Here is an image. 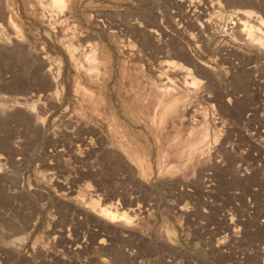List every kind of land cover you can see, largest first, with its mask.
I'll return each mask as SVG.
<instances>
[{
	"label": "rangeland",
	"instance_id": "1",
	"mask_svg": "<svg viewBox=\"0 0 264 264\" xmlns=\"http://www.w3.org/2000/svg\"><path fill=\"white\" fill-rule=\"evenodd\" d=\"M59 5L0 0V264H264V27L238 12L264 0ZM64 33L101 46L108 87L62 62Z\"/></svg>",
	"mask_w": 264,
	"mask_h": 264
},
{
	"label": "bare ground",
	"instance_id": "2",
	"mask_svg": "<svg viewBox=\"0 0 264 264\" xmlns=\"http://www.w3.org/2000/svg\"><path fill=\"white\" fill-rule=\"evenodd\" d=\"M54 1V4H57V5H59V6H61V5H64V6H69L70 4H71V2L73 1V0H53ZM41 2V1H40ZM42 3V2H41ZM42 5V4H41ZM43 5H44V3H43ZM61 7H63V6H61ZM239 13H240V15H239V17H241V15L242 14H244V16L245 15H247L248 17H250V19L252 20V19H254V16H257L256 18H255V20L259 23V25H261V26H263L264 27V17H261V16H258V15H254L253 14V12L252 11H241V10H239L238 11ZM246 18V17H245ZM248 19V18H247ZM249 20V19H248ZM63 22V21H62ZM248 23H250V22H248ZM247 23V24H248ZM251 25V24H250ZM66 26V25H65ZM72 26V25H71ZM70 26V27H71ZM74 26H78V25H74ZM71 27V31H73L74 32V35H75V30L76 29H74L73 30V28H75V27ZM255 26V25H254ZM254 26H249L248 28H247V32H246V36H247V38L246 39H248V41L250 42V43H254V44H257V46H258V49L260 48L263 52H264V34H263V32H262V30L260 31L263 35H259V36H257L256 35V33L258 32L257 30L259 29H257L256 27H254ZM263 27H261L260 29H263ZM77 28V27H76ZM69 29V28H68ZM66 30H67V28L65 29V32H66ZM246 30V29H245ZM62 31V30H61ZM70 30H68L67 32H69ZM71 31H70V33H71ZM56 32V31H55ZM80 33V32H79ZM82 33V32H81ZM61 34H62V32H61ZM67 34V33H66ZM66 34L64 33L63 34V36H61V38H59V42L58 41H56V39L54 40H52L51 41V43H52V45H53V48L57 51V53L59 54V56L62 58L61 60H62V62L64 63V64H70V65H72V67H76V66H78V68L80 67L81 69H82V73L84 74V72H85V74H87V79H88V82H90V83H98V85H102V87L103 88H106V87H108L107 86V84H108V82L110 81V80H112V78H113V73H114V70H113V65H112V63H110V64H108V65H110L109 66V68L107 67H104V68H106L105 69V71H103V76L104 77H102L104 80L103 81H101L102 80V78H101V74H102V72L100 73L99 71H96V68H94L93 67V63H95V62H97L96 60H95V54L97 53V51H98V47H101L100 45H97V42L95 43V44H91V42H89V41H87V42H89V43H77V38H76V36L74 37V35H72V37H70V39H68V38H66ZM73 34V33H72ZM71 36V35H70ZM81 36H83L82 34H81ZM80 36V37H81ZM85 37H86V35H85ZM82 40H83V38H82ZM68 42V43H67ZM101 42V41H100ZM99 43V42H98ZM248 43V42H247ZM103 44V43H102ZM105 46V45H104ZM259 49V50H260ZM100 51H103L102 49L100 50ZM105 51V50H104ZM99 52V51H98ZM108 52V50L107 51H105V54L103 55V54H101V55H99V56H102L103 55V57H101L103 60L104 59H108L107 57H110L109 56V53H107ZM101 52H99V54H100ZM102 53H104V52H102ZM108 54V56H107V54ZM106 58H105V57ZM97 57V56H96ZM98 58V57H97ZM99 59V58H98ZM94 60H95V62H94ZM103 60H100V61H98V63L100 62V64L99 65H101V63L103 62ZM108 63H109V60H106ZM106 61H104V63L106 62ZM59 62H61V61H59ZM61 62V63H62ZM63 64V65H64ZM97 64V63H96ZM105 64H107V63H105ZM62 65V64H61ZM183 65V64H182ZM95 66V65H94ZM97 66V65H96ZM103 66V65H102ZM61 67H63V66H61ZM178 67V66H177ZM64 68V67H63ZM77 68V67H76ZM77 68V69H78ZM104 68H103V70H104ZM182 68V67H181ZM69 69V68H68ZM169 69V68H168ZM167 69V70H168ZM99 70V69H98ZM186 70V69H185ZM166 71V70H165ZM181 71H183V68H182V70ZM77 71H75V73H76ZM94 72V73H93ZM96 72L99 74L100 73V81L102 82L101 84H99L100 83V81L98 82V77H97V75H96ZM172 72V71H171ZM170 72V73H171ZM183 72H185V74L183 73V81H184V83H188L187 82V78H188V76H190V72H192V70L190 69V70H186V71H183ZM162 73V72H161ZM159 74L160 76H158V78H162V80H163V77H162V75L163 76H165L166 77V75L168 74V73H166L165 75L164 74ZM163 73H165V72H163ZM187 74H189V75H187ZM75 75V74H74ZM170 75H175V74H173V73H171ZM73 77V76H72ZM164 77V78H165ZM169 77V76H168ZM76 78H77V76H76ZM131 78V77H130ZM129 78V79H130ZM158 78H157V80H158ZM79 79H81V78H79ZM166 79H167V77H166ZM165 79V80H166ZM75 80V79H74ZM78 80V79H77ZM76 80V81H77ZM85 80V79H84ZM133 80V79H132ZM169 80H170V82H172V80L170 79V77H169ZM169 80H168V82H169ZM75 81V82H76ZM79 81V80H78ZM158 81H161V80H158ZM196 81V79L194 78V76H193V83ZM80 82H83L82 81V79H81V81ZM133 82V81H132ZM165 82V81H164ZM84 83V82H83ZM166 83V82H165ZM165 83H164V85H165ZM174 82H172V84H173ZM78 84H79V82H77V87H78V89L79 88H81L82 90H83V96L84 95H87V96H89V94H91V96H90V99H91V101H92V98H95L94 96H93V94H95V93H93V91H95V90H93L92 91V88L90 87V86H85V84H79L80 85V87L78 86ZM154 84V83H153ZM163 84V83H162ZM76 85V84H75ZM174 85V84H173ZM183 85H185V84H183ZM187 85V84H186ZM129 86V85H128ZM133 86V85H132ZM77 87H75L76 89H77ZM126 87V86H125ZM131 87V86H130ZM158 87V86H157ZM169 88V87H168ZM75 89V90H76ZM123 89V88H122ZM140 89V88H139ZM166 89H167V87H166ZM74 90V89H73ZM101 90V89H100ZM103 90V89H102ZM138 90V89H137ZM143 90V89H142ZM174 90V89H173ZM77 91V90H76ZM76 91H74V92H76ZM79 91H80V89H79ZM125 91V90H124ZM136 91V90H135ZM146 91V90H145ZM130 92H131V89H130ZM93 93V94H92ZM139 93V92H138ZM142 93V92H141ZM122 94H123V92H122ZM121 94V95H122ZM140 94V93H139ZM163 95V94H162ZM87 96H86V98L85 97H83V98H85V99H87ZM95 96H97V95H95ZM127 96V95H126ZM125 96V97H126ZM123 98V96L122 97H120L119 98V96H118V100H120L121 102H122V105H123V112H124V114L125 115H127L129 118H131L136 124L137 123H139V122H142V124H144L146 127H147V129L149 130V131H155L156 132V134H157V132H158V130L156 131V130H154L153 128H155V126H156V124H157V122H158V119H161V118H158L157 119V107L154 105V106H152L151 107V109H150V111H145L144 110V108H143V104H141V102H140V100L137 98V95L135 94V92H131V94H128V98H126V99H122ZM140 98V97H139ZM84 99V100H85ZM143 99V98H142ZM88 100H89V97H88ZM156 100V99H155ZM90 100H89V102H91ZM95 101L97 102V100L95 99L94 100V103H95ZM141 101H143V100H141ZM93 102V101H92ZM88 103L89 105H90V107L92 106V104H93V106H95L94 105V103ZM154 103V102H153ZM146 104V103H145ZM97 106V105H96ZM95 106V107H96ZM92 108H94V107H92ZM97 110V109H96ZM149 110V109H148ZM128 112H130V114L128 113ZM112 119V118H111ZM159 121H162V120H159ZM164 121V120H163ZM159 126H160V123L158 124ZM157 129V128H156ZM161 129H162V127H161ZM117 133V132H116ZM159 141V140H158ZM200 144V143H199ZM201 148V147H200ZM132 149V148H131ZM196 149H197V147L195 148V151H196ZM199 150V149H198ZM201 150V149H200ZM203 151V150H202ZM197 152V151H196ZM195 153V152H194ZM195 155H196V153H195ZM197 155H198V153H197ZM92 207L94 208V207H98L99 208V215L101 216V217H103V218H105V219H107V220H109L110 222H114L115 220L117 221L118 220V218H120V220H122V219H126V215H124L123 213H120V211H118V209L117 208H113V207H111V206H100V204H99V202L98 201H92ZM108 264H112V263H110V261H109V263Z\"/></svg>",
	"mask_w": 264,
	"mask_h": 264
}]
</instances>
